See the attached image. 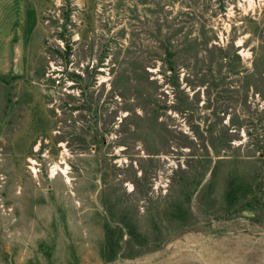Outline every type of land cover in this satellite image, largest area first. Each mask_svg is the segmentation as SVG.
Returning <instances> with one entry per match:
<instances>
[{"label":"rangeland","instance_id":"obj_1","mask_svg":"<svg viewBox=\"0 0 264 264\" xmlns=\"http://www.w3.org/2000/svg\"><path fill=\"white\" fill-rule=\"evenodd\" d=\"M0 264H264V0H0Z\"/></svg>","mask_w":264,"mask_h":264},{"label":"crops","instance_id":"obj_2","mask_svg":"<svg viewBox=\"0 0 264 264\" xmlns=\"http://www.w3.org/2000/svg\"><path fill=\"white\" fill-rule=\"evenodd\" d=\"M26 27L28 28V30L30 29V28H33V27H31L30 25H26ZM30 27V28H29Z\"/></svg>","mask_w":264,"mask_h":264}]
</instances>
